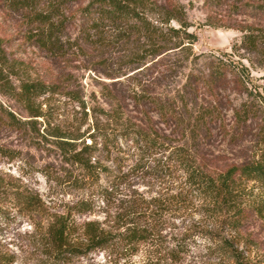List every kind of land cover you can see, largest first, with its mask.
<instances>
[{"label": "rangeland", "instance_id": "rangeland-1", "mask_svg": "<svg viewBox=\"0 0 264 264\" xmlns=\"http://www.w3.org/2000/svg\"><path fill=\"white\" fill-rule=\"evenodd\" d=\"M176 1L185 6L186 30L197 37L192 44L196 55L231 51L241 40V32L229 26L235 20L264 27V11L247 7L236 14L231 0L212 6L205 0ZM85 3L64 2L62 50L52 53L29 39L34 27L29 11L0 0V264H264V212L256 208L264 204V184H242L241 214L217 211L190 183L184 166L187 161L222 171L252 158L262 145L264 118L238 123L234 108L246 95L231 86L215 94L201 90L196 99L187 94L185 75L203 70V58L194 63L171 49L133 62L132 44L109 42L110 35L100 42L93 30L88 38L90 22L81 12ZM208 16L224 25L206 24ZM164 56L170 59L167 65L160 61ZM176 57L182 58L179 63H174ZM242 61L253 83L264 85V67ZM26 80L54 81L60 90L26 98L21 92ZM144 88L150 96L175 101L174 116L164 121L150 98L141 103L131 98ZM195 101L215 110L205 126L198 127L192 118ZM116 114L125 125L112 117ZM128 124L155 132L164 143L144 148L119 136L118 153L85 155L98 168L108 167L93 176L51 133L56 126L75 132L70 146L79 151L84 138L92 142L88 136L97 128ZM93 143L102 146L100 139ZM63 218L69 224L67 240L78 246L85 244L89 227L104 234H125L132 228L151 234L147 241L116 239L88 253L56 259L53 225ZM222 239L232 249H223Z\"/></svg>", "mask_w": 264, "mask_h": 264}, {"label": "trees", "instance_id": "trees-1", "mask_svg": "<svg viewBox=\"0 0 264 264\" xmlns=\"http://www.w3.org/2000/svg\"><path fill=\"white\" fill-rule=\"evenodd\" d=\"M8 1L16 9L25 8L29 11L30 22L34 24L29 33L30 40L52 53L62 50L59 39L65 33L67 26L63 16L64 11L61 8L64 2L69 0H41L44 5L40 4V0ZM85 2L81 12L87 17V22H90L85 30L88 38L94 35L101 42L102 40L108 41V35H110L109 42L132 44L133 62L142 63L143 59L148 56H159L171 49H178L179 55L181 54L185 59L191 58L194 63L203 58V70H190L185 75L183 88L187 94L193 95L196 99L201 90L205 89L208 93L215 94L220 89L231 86L237 93L246 95V99L234 108V117L238 123L245 124L248 120L259 119L261 116L264 118V93H261L259 89L262 88L264 91V85L253 83L250 68L242 61L246 58L251 66L264 67L263 26L260 27L254 22L241 23L235 20L229 26L241 32V40L232 46L231 51L203 52V54L196 55L192 51V44L197 41V37L186 30L188 24L184 20L186 12L183 3L176 0H167L162 3L151 0H85ZM205 2L208 6L222 4V0H205ZM229 7L236 14H241L242 10H246L247 7L264 11V0H231ZM207 19L206 24L208 25L215 27L224 25L222 21L216 22L209 16ZM171 21H177L181 26L174 27L170 24ZM92 30L94 34L90 35ZM181 59L176 57L174 63H179ZM167 60L170 59H165L164 56L160 61L167 65ZM2 62L0 58V63ZM0 76H2L1 72ZM261 78L264 79V74ZM22 84L21 92L26 98L38 97L44 92L56 93L60 90V84L54 81L26 80ZM146 96L148 100L150 98L164 121L174 116L175 101L166 98L162 100L161 95L150 96L145 88L139 92L133 91L131 98L141 103ZM194 108L192 118L198 127L209 123L211 120L209 118L215 114L214 109L198 106L196 101ZM105 114L109 115L108 112ZM112 117L116 121L121 120L119 114L112 115ZM120 122L122 125L126 123L122 120ZM51 133L60 139L62 148L69 149L68 151L73 150L74 160L81 163L91 176L98 171L106 172L108 167L98 168L96 163L89 162L88 157L92 156L96 150L107 153L121 151L119 136L131 139L137 146H144V148L159 147L164 143L155 132L139 124H128L122 129L97 128L88 136L92 142L86 143L84 138L81 141L82 149L79 151H75V148L70 146L69 139H77L75 132L63 131L56 126L52 128ZM262 138V145L255 150L252 158L240 163H231L222 171H209L199 164L184 162L188 180L205 199L209 200L211 208H216L217 211H232L239 215L242 207V184L246 180H258L264 184V133ZM97 139L102 142L100 149L93 143ZM256 208L258 212H264L263 203L257 204ZM231 219L234 225L238 223L237 217L234 216ZM68 229L69 224L65 218L53 225V242L56 244L54 257L56 259H64L72 254L88 253L92 249L115 243L116 239L126 244L147 241L151 234L149 230L139 228L129 229L125 234H104L89 227L85 232V244L78 246L67 240ZM222 248L226 251L232 249L229 240L222 239Z\"/></svg>", "mask_w": 264, "mask_h": 264}]
</instances>
